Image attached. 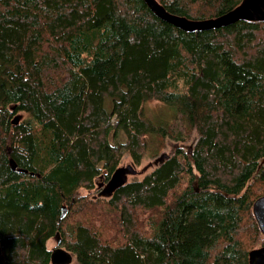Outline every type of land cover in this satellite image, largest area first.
Returning a JSON list of instances; mask_svg holds the SVG:
<instances>
[{
	"label": "trees",
	"instance_id": "1",
	"mask_svg": "<svg viewBox=\"0 0 264 264\" xmlns=\"http://www.w3.org/2000/svg\"><path fill=\"white\" fill-rule=\"evenodd\" d=\"M159 1L202 19L242 0ZM153 100L174 119L154 125ZM194 127L192 154L109 198L81 192ZM263 159L264 21L188 32L144 0H0V264H52L58 231L76 264H249Z\"/></svg>",
	"mask_w": 264,
	"mask_h": 264
},
{
	"label": "water",
	"instance_id": "2",
	"mask_svg": "<svg viewBox=\"0 0 264 264\" xmlns=\"http://www.w3.org/2000/svg\"><path fill=\"white\" fill-rule=\"evenodd\" d=\"M152 12L159 18L175 25L176 27L188 31H202L221 28L233 24L239 20L248 21H264V0H242L234 8L218 14L216 16L195 19L186 15L174 13L163 5L159 0H144ZM20 120L19 116L14 118L15 123ZM192 145L189 146L191 151ZM171 153L164 151L153 160L146 163L141 168L135 162L123 164L115 168L111 176L107 181H101L98 183L97 196L109 198L117 189L129 182L131 176H136L148 171V169L158 166L165 159L169 158ZM264 159L262 160V163ZM10 166L13 170L18 172L27 173L28 169L18 165L14 159H10ZM199 187L195 184V191L198 192ZM68 208L63 206L61 209V217L64 218L67 215ZM253 213L256 221L262 233L264 234V195L258 197L253 203ZM57 241V246L53 247L50 254L52 264H72L74 260V254L68 248L61 245L62 240L60 232L58 231L54 236ZM249 264H264V245L261 247L253 248L249 251Z\"/></svg>",
	"mask_w": 264,
	"mask_h": 264
},
{
	"label": "rangeland",
	"instance_id": "3",
	"mask_svg": "<svg viewBox=\"0 0 264 264\" xmlns=\"http://www.w3.org/2000/svg\"><path fill=\"white\" fill-rule=\"evenodd\" d=\"M111 104H112V99L107 98L105 101L106 108L110 110ZM11 106H9V107H11ZM144 112H145L146 117L156 126L161 125L162 122L164 123L167 121H172L174 119V117L176 116V109L174 107H172V105L165 104V103L157 101V100H153V101L146 103L144 105ZM16 116H19L20 120H23V119L28 118L29 114L26 112H23V111L16 112L12 115V120H14V118ZM198 137H199V131L196 127L192 128L190 133H188V135L182 139L173 138L172 136L168 135L164 138V146L162 147V149L160 150L159 153L161 154L162 152L167 151V152L171 153V155H174V154L178 153L179 150H181L185 153L192 154ZM109 140L112 143L117 142V141L125 142L127 140V138H126V134L124 132H122L117 136L110 134ZM190 145H192L191 151L189 150ZM155 157H156V155H153V153H151L148 150L145 152L141 162L136 163V164L138 165V167L141 168L146 163L153 160ZM130 162H132L130 155L128 153H124V155L120 161L119 166L123 165V164H128ZM261 162H262V160H261ZM107 173H108V171L103 168L102 174L100 177L97 178L96 183H99L101 181H107L109 179V178H107ZM140 177H142V175L131 176L129 180H133L135 178H140ZM254 177H256V174L254 175ZM251 182H252V179L249 181V183H251ZM96 183H95V187L92 190H87V189L83 188L81 190V192L83 194L90 193L92 197L96 196L97 192H98V188H97ZM252 183L254 184L256 182L253 181ZM252 183L250 185H253ZM47 245H48L49 249H52L53 247L57 246V241L54 239V237H52L48 240ZM61 245L65 248H68V246H66L64 243H62ZM261 246L262 245L256 244L253 246V248L261 247ZM73 254H74V260H73L72 264H76V260H77L76 254L74 252H73Z\"/></svg>",
	"mask_w": 264,
	"mask_h": 264
}]
</instances>
